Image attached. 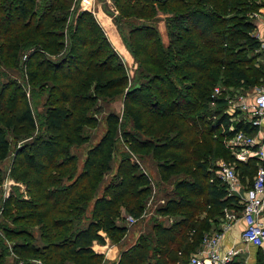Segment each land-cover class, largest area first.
Segmentation results:
<instances>
[{"label":"trees","instance_id":"trees-1","mask_svg":"<svg viewBox=\"0 0 264 264\" xmlns=\"http://www.w3.org/2000/svg\"><path fill=\"white\" fill-rule=\"evenodd\" d=\"M4 2L16 5V19L36 18L34 26L15 22L6 32L28 29L29 36L12 39L13 60L22 42L25 48L36 46L27 57L26 80L40 85L46 79L50 86L39 128L23 85L14 80L0 84V162L12 154L10 174L25 185L27 194V198L18 193L0 197V264L8 256L12 264H35L37 259L43 264H101L103 256L91 249L94 241L104 243L99 231L118 242L127 230L121 224L118 202H127L126 212L136 221L141 216L150 181L130 156L119 158L116 181L95 196L111 169L117 115L106 116V132L87 150L80 171L70 153L71 145L87 141L82 128L93 121L92 105L120 93L125 116L145 137L124 132L129 151L167 154L158 171L163 179L176 178L164 205L156 209L162 220L154 218L150 233L141 235L111 263L188 264L203 235L221 222L224 210H242L216 176L217 169L211 171L206 161L220 156L236 164L244 177H251L249 169L256 171V164L264 168L254 158L235 160L225 147L224 137L239 131L254 135L258 127L241 119L231 121L233 116L224 111L227 101L212 95L220 81L248 89L264 78V72L251 67L257 55L247 54L260 48L253 34L257 28L253 15L264 7V0H111L117 11L114 24L137 67L134 86L128 85L125 65L90 12H78L64 33V12L72 0H41L38 10L35 0ZM157 11L169 14L167 46L153 26ZM170 50L174 54L168 60ZM1 51L0 66L10 50ZM208 104H214L215 110H209ZM197 111H201L198 116ZM145 116L152 120L149 124ZM91 201L90 215L85 216ZM4 237L12 242L7 244ZM38 239L40 244H35Z\"/></svg>","mask_w":264,"mask_h":264},{"label":"rangeland","instance_id":"rangeland-1","mask_svg":"<svg viewBox=\"0 0 264 264\" xmlns=\"http://www.w3.org/2000/svg\"><path fill=\"white\" fill-rule=\"evenodd\" d=\"M36 6L35 9L38 10L40 9L39 5L41 0H35ZM93 4V6H92ZM15 4L9 5L4 0H0V55L2 54L1 50H10L4 56L6 55V62L1 63L0 66V84L5 83L8 80H14L17 83H20L23 85L26 96L30 102L31 108L33 110L35 119L38 121V127L40 128V122L42 121L44 117V111L46 108L47 104V99H48V92L47 89L50 86L49 82L46 79H42L40 81V85H32L26 80V75H25V68H26V62L28 60L29 54L32 53L33 50H35L36 46H29V47H24L22 42L19 45V52L16 60H13V50H16L14 48V45L12 44V40L15 36H19V38L24 39L25 37L30 35V32L28 29H21L19 30L14 29L12 32H6L9 25H13L15 22H18L19 26H22L24 23L28 22L30 25L34 26L36 24V18L32 19H23L22 21L16 19L17 15L16 10H15ZM95 8V10H94ZM82 11H87L90 12L92 15L94 11L97 12V19H101V17L107 18L111 21V23L115 26L114 24V16L117 15V11L112 4L111 0H72L70 8L64 12L66 15V26L64 28V33L67 34V28L70 25H73V21L77 15V13L82 12ZM259 11V10H258ZM257 11V13H258ZM101 14H103L101 16ZM169 16L167 12L163 11H157L156 16L153 18V26L157 33L159 34V37L161 39V42L164 46L168 45V38L166 35V22L165 18ZM231 16V15H230ZM258 16V15H256ZM94 17V15H93ZM95 18V17H94ZM256 19V17H255ZM257 22H259V18H257ZM97 21V20H96ZM100 21V20H99ZM116 27V26H115ZM117 30V28H116ZM256 31V30H255ZM255 31L253 34H255ZM118 33V31H117ZM64 34V44L66 42V35ZM119 34V33H118ZM120 36V35H119ZM107 38V37H106ZM108 38L111 39L110 35ZM39 38L36 37L35 40H38ZM108 40V39H107ZM112 40V39H111ZM68 42H66V45ZM68 48V46L66 47ZM85 48V50L89 49ZM65 50V49H64ZM258 52V51H257ZM254 52V54H249V56H255L257 55V61L254 60L252 61L253 64H251V67L253 70H259L261 72H264V58H261V54ZM47 55V53H44ZM168 55V60H171V55L174 54V50H170ZM247 55V56H248ZM3 56V55H2ZM50 57V56H48ZM56 56H51L50 58L55 60ZM12 61V63H11ZM15 61V62H14ZM134 61V60H133ZM130 63L129 65H126V69L128 71V76H129V82L128 85L134 86L138 83V75L136 73V64L135 62ZM128 66V67H127ZM257 72L253 74V79L256 78ZM175 77H172L173 80H175ZM256 80V79H255ZM257 82L255 83L254 87L248 88V89H235L230 86L229 81H220L216 83V88L218 92H214L212 95L217 96V97H222L227 101V107L225 108V112L227 114L231 113L229 110V106H233L234 100H236L238 97H240L243 94H251V92H254L255 89L257 88H263L264 87V78H261L259 80H256ZM55 95H53L54 97ZM56 97V96H55ZM248 98V96H247ZM208 108L211 111H214L215 105L214 104H208ZM124 105H123V94H117L114 96L112 99H98L94 105H92L89 115L93 118L92 123L89 125H85L82 128V132L87 135V141L80 144V145H71L70 146V153L73 154L76 158V161L74 162V166H77V171L81 169L83 160L86 156L87 150L91 148L93 145H95L100 138L104 135L107 129L106 125V116L110 113L115 114L119 117V126L117 127V133H116V144L113 149V155H112V160H111V169L105 173L99 182L97 189H96V194H99L102 192V189L104 186L110 184L111 182H115L116 177H115V172H116V167L119 161V158L122 155H127L130 156L131 161L135 162L138 164L139 171L141 173H144L148 176L149 181H150V188H149V193L146 195H143L142 199L144 201L143 203V208H142V214L138 218V220L135 223H130L126 221V217H128L130 214L126 212V204L127 202L125 200L121 201L120 203L118 202L117 208L120 211L122 215V225L126 226V231L125 233L121 236L122 238L118 241L115 242L113 238H109L106 236V234L103 231H99V233L103 234L105 236V239L107 242H110L111 245H115L118 248V257L120 255V252L122 250H125L126 248L132 246L136 240L144 234L150 233L151 227L153 224V219L157 218L159 220H162V216L158 215L156 212L160 206L164 205L165 202V197L171 192L172 190V182L174 181L175 176H171L168 178L163 179L162 175L158 171V163L167 161L168 158L166 155H159L156 150L154 152L149 153L148 155H143V154H133L129 151L128 149V143L123 135L124 132H129L133 134L134 136L136 135L139 138H145L141 134H137L132 127L131 120L128 116H125L124 114ZM201 113V111L196 112V116H198ZM237 114V112L229 114L230 116H233L231 119L232 121H236L241 119L242 120V115L240 116H234ZM238 115V114H237ZM144 121L148 123L149 118L147 116L144 117ZM150 120L149 122H151ZM261 131L264 133V125L260 128ZM36 133V132H35ZM196 133H192L189 135L190 136L194 135ZM7 136L9 137L10 140H12L11 134L7 133ZM184 137V136H183ZM27 139V138H26ZM222 139V138H221ZM228 137H224L223 143L226 146V141ZM220 140V139H219ZM25 141V140H23ZM22 140H20L19 143H21ZM14 147V146H13ZM14 149V148H13ZM231 152V154L234 156L235 160L236 159V151L233 149L231 150L228 148ZM192 152H195V148L191 150ZM171 155L170 153H168ZM219 157V158H218ZM217 159L214 160H207V168H209L211 171L215 172V170L220 168L221 164H227V162L220 156H218ZM12 159V154L10 153L8 157L0 162V197L2 200H4L6 197H8L10 194H16L18 193L22 198H27L26 194V188L25 185L22 184L20 181L15 180L11 174H10V163ZM238 161V160H237ZM231 165L234 166L236 174L239 178V181L242 184H247L251 185L254 177L257 172V166L260 167V165L256 164V171L254 169H249L251 171V177L247 176L244 177V175L241 173L240 168H237L236 164L230 163ZM236 166V167H235ZM217 170L215 173H217ZM94 196V197H95ZM92 208V201L89 203L87 209H86V215H90V210ZM1 211V210H0ZM1 216V214H0ZM81 218V217H79ZM3 219V217H2ZM80 220V219H79ZM77 222V221H76ZM130 223V224H129ZM34 230H37V226H34ZM0 235L2 236V232L0 231ZM3 237V236H2ZM25 237H21V240H26ZM4 242L9 244V242H12L11 240L7 239L6 237L3 238ZM14 240V239H13ZM9 241V242H8ZM35 244H40L39 239L35 241ZM189 256V255H188ZM187 256V257H188ZM101 259V264H112L111 262L104 257H100ZM261 260V259H260ZM258 260L257 262L261 264V261ZM5 264H12L10 257H6L4 259ZM22 262L19 261V264ZM35 264H43L40 259H37L34 261ZM264 263V260H263ZM67 264H72L71 262L67 261ZM115 264V263H114Z\"/></svg>","mask_w":264,"mask_h":264},{"label":"built area","instance_id":"built-area-1","mask_svg":"<svg viewBox=\"0 0 264 264\" xmlns=\"http://www.w3.org/2000/svg\"><path fill=\"white\" fill-rule=\"evenodd\" d=\"M257 13L253 15L257 20ZM214 92H218L215 88ZM248 96V98H247ZM249 100L250 102H246ZM231 113L237 112L245 123L257 126V133L248 135L242 131L235 133L226 140V146L236 151V159L246 162L256 159L264 163V145L261 140L264 133L261 127L264 125V87L255 89L251 94H243L229 106ZM232 121V120H231ZM232 129V128H231ZM216 176L226 186L228 194L232 195L239 185V178L231 164H221ZM264 206V168L257 169L251 187L247 191V198L243 204L241 218L244 228L240 233V241L256 247L264 246V219H262V208ZM238 216L233 210H224L221 218V231H213L203 235L199 247L190 254L188 264H229L238 254L234 248L221 250L220 242L223 230L228 229ZM126 221L132 223L136 219L132 216L126 217ZM129 223V224H130Z\"/></svg>","mask_w":264,"mask_h":264},{"label":"crops","instance_id":"crops-1","mask_svg":"<svg viewBox=\"0 0 264 264\" xmlns=\"http://www.w3.org/2000/svg\"><path fill=\"white\" fill-rule=\"evenodd\" d=\"M97 12L98 11H94L93 13L95 19L97 20V23L102 28L109 43L111 44L113 49L117 52L118 56L120 57L121 61L126 67V65H129L130 63H132L133 61L132 56L127 50L121 37L117 33L116 27L107 18L101 17L99 21L96 17L99 14V13L97 14ZM102 15L103 14H101V16ZM257 15H258L257 18H259V22H257L258 20H256L257 28H256L254 36H257V38L260 40V48L259 50H257L258 51L257 53H259V55L261 54L262 55L261 58L263 59L264 58V7L259 9ZM109 35L112 40L108 38ZM246 102H250V101L247 100ZM236 116L239 117V115H236ZM261 144L264 145V138L261 140ZM250 187L251 185L242 184L241 182H239V185L237 186V188L234 190V193L232 194V196H234L238 200V205H240V209L241 207H243V204L246 201L247 191ZM241 211L242 210L233 211L238 216L237 220H235L228 229L223 230V233H222L223 236L220 242L221 250H227L229 248H234L235 250L238 251V254L233 258V260L229 264H260L258 263L259 262L258 260L260 259H261L260 260L261 264H264L263 263L264 246L256 247V246H252L248 244H243L240 241V233L242 229L244 228V222L241 218ZM262 219H264V206L262 208ZM163 220H165L168 223V219H163ZM169 221H171V219H169ZM211 229L214 231H217V230L221 231L222 229L221 222L217 225H213ZM100 235L104 238V243L99 244L94 241L92 242L91 249L95 253L102 255L105 259L109 261L114 260L113 262L116 263L118 259L117 258L118 248L115 245L114 246L111 245L110 242H107L102 232Z\"/></svg>","mask_w":264,"mask_h":264}]
</instances>
